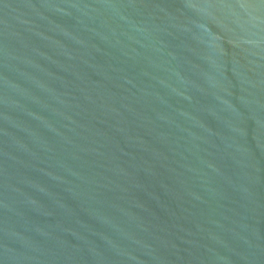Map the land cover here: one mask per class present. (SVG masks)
Returning <instances> with one entry per match:
<instances>
[{
	"label": "water",
	"instance_id": "1",
	"mask_svg": "<svg viewBox=\"0 0 264 264\" xmlns=\"http://www.w3.org/2000/svg\"><path fill=\"white\" fill-rule=\"evenodd\" d=\"M0 264H264V0H0Z\"/></svg>",
	"mask_w": 264,
	"mask_h": 264
}]
</instances>
